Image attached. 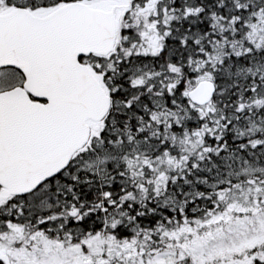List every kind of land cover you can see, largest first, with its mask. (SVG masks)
<instances>
[{
	"label": "snow or ice",
	"instance_id": "6c2138e0",
	"mask_svg": "<svg viewBox=\"0 0 264 264\" xmlns=\"http://www.w3.org/2000/svg\"><path fill=\"white\" fill-rule=\"evenodd\" d=\"M0 264H264V0H0Z\"/></svg>",
	"mask_w": 264,
	"mask_h": 264
}]
</instances>
